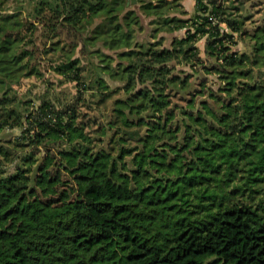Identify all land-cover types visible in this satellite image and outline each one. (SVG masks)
<instances>
[{
	"label": "trees",
	"instance_id": "1",
	"mask_svg": "<svg viewBox=\"0 0 264 264\" xmlns=\"http://www.w3.org/2000/svg\"><path fill=\"white\" fill-rule=\"evenodd\" d=\"M128 1L0 0V264H264V26L250 0Z\"/></svg>",
	"mask_w": 264,
	"mask_h": 264
},
{
	"label": "rangeland",
	"instance_id": "2",
	"mask_svg": "<svg viewBox=\"0 0 264 264\" xmlns=\"http://www.w3.org/2000/svg\"><path fill=\"white\" fill-rule=\"evenodd\" d=\"M254 2H256L257 4H254ZM233 3H231L232 5ZM235 5H239L237 4V2L235 3ZM243 14H253L249 20H247L246 22V29L248 32L254 33V31L256 30V28L258 27H263L264 26V0H250V2H248L245 5V8H241L239 13ZM226 28L224 23H221V27L220 29L222 31H224ZM43 32L40 31L37 33L38 37H37V44H36V50H39V47H43V45L47 44V37L43 36L42 34ZM181 35V34H179ZM165 37H167V40L165 41L166 45L170 44V40L172 38V36L170 34H167ZM235 38L238 42V46L236 48H239L241 52H247V53H251L252 52V48L254 45V42L250 39V37H241L238 34H235ZM200 48V51L202 53V55L205 57L206 54L204 53L205 50V45H206V39H201L198 44H197ZM45 61H47V56H45ZM47 76L48 78H50L54 83H55V91H54V96L55 99L57 101V104L60 103H69L72 100L73 95L76 93V87L73 83H68V82H64V83H59L60 81V77H58V75H55L52 72H46V76H45V80L47 81ZM215 76H211V78H209V83H211V80L215 81ZM108 83L110 84L111 87L115 88L117 86H120V82H115L109 78H107ZM198 74L194 73L193 77L189 80V82L186 85H181V84H175L176 87L181 88V89H185V91H189V90H193L198 83ZM47 84V83H46ZM44 83L43 82H36L35 78H30V79H26L23 80L22 84H21V88L23 92H27L29 89L32 91V95H37L39 96L41 94V92L46 91L43 87ZM48 89V87H47ZM123 95H117V97H122ZM91 102H90V107H83L82 106V112L85 113L84 118H81V120L83 119L84 121H88L89 119H94L96 118L97 124H90L92 125V127L97 128L100 124L102 123H107V120L110 118V108H111V104L109 103L107 107H98L96 105V99L95 98H91ZM36 103H39V101H37ZM92 127L89 128L90 131H92ZM12 134H18L19 130H14L11 132ZM94 137H96V134H92ZM219 264V263H217Z\"/></svg>",
	"mask_w": 264,
	"mask_h": 264
},
{
	"label": "crops",
	"instance_id": "3",
	"mask_svg": "<svg viewBox=\"0 0 264 264\" xmlns=\"http://www.w3.org/2000/svg\"><path fill=\"white\" fill-rule=\"evenodd\" d=\"M139 1L140 0H138V3H137V7H138L137 9H139V7L141 5V3ZM248 2H250V1H248ZM181 3L183 5V8L187 11L188 16H191L192 14H194L196 12V0H181ZM128 6H133V5H128ZM149 21H150V18L142 15V23L145 26V31L142 33V35H146V34H148L150 32L151 28L148 26V22ZM167 34H169V33L163 32V31L161 33V35H164V36H166ZM179 34H181V35H179ZM184 34H185V30L177 31L175 33H170V35L172 36V38L174 36H183Z\"/></svg>",
	"mask_w": 264,
	"mask_h": 264
},
{
	"label": "built area",
	"instance_id": "4",
	"mask_svg": "<svg viewBox=\"0 0 264 264\" xmlns=\"http://www.w3.org/2000/svg\"><path fill=\"white\" fill-rule=\"evenodd\" d=\"M210 20L212 21L213 24H216L218 22L217 17H215L214 15H210ZM221 27V24H220Z\"/></svg>",
	"mask_w": 264,
	"mask_h": 264
},
{
	"label": "water",
	"instance_id": "5",
	"mask_svg": "<svg viewBox=\"0 0 264 264\" xmlns=\"http://www.w3.org/2000/svg\"><path fill=\"white\" fill-rule=\"evenodd\" d=\"M138 0H129L128 5H137Z\"/></svg>",
	"mask_w": 264,
	"mask_h": 264
}]
</instances>
